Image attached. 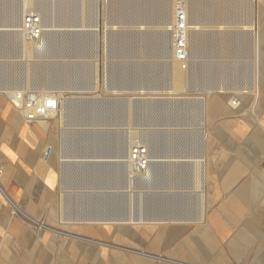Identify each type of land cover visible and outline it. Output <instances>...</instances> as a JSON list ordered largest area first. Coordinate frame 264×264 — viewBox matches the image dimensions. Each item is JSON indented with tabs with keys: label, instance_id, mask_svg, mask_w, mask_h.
I'll use <instances>...</instances> for the list:
<instances>
[{
	"label": "rangeland",
	"instance_id": "1",
	"mask_svg": "<svg viewBox=\"0 0 264 264\" xmlns=\"http://www.w3.org/2000/svg\"><path fill=\"white\" fill-rule=\"evenodd\" d=\"M161 1H98L96 87L90 82L91 64L87 63L92 59L89 38L69 36L58 38L51 48L46 43L40 50L34 47L33 57L29 60L38 61V64L32 65L29 62L31 85L28 89L61 92L65 97L93 98L89 109L90 112H98L99 117L94 118L93 114V119H76L73 114L85 105L74 102L69 128H120L126 131L125 136L128 137V128L134 131L156 127L153 124L159 121L151 118L145 120L138 115L145 103L139 99H152L161 95L166 97L165 94L171 91L168 69L157 62L156 65L144 63L146 58L159 61L162 57L154 46L150 47L137 32L134 33L133 28L146 22L156 25ZM173 1L176 6L178 2L182 4L183 0ZM247 4L248 0H224L218 22L230 27L241 26L249 17ZM256 4L258 15L254 26L260 34L255 73L257 83L252 77L255 54L249 36L230 33L232 36L228 34V38H224L226 42L222 37L202 38L198 58L203 63V69L195 89H190L192 87L189 85L184 91L172 92L178 98H201L205 97L201 95L202 91L212 93L218 86H223L230 93H235L240 87H247V93L239 98L235 94L230 97L233 106L234 102L241 103L243 111L239 113L240 108L226 110L225 103L220 100L221 95L214 93L206 96V107L201 119L197 103L163 106L175 114L179 113L182 117L180 123L196 129L180 140V144L187 150L186 155L203 154L206 171L204 187H199V172L195 165L182 167L178 171L162 169L159 173L160 182L148 195L132 194L134 197H131L123 191L115 195L101 193L93 198V202L84 196H77L74 201L66 204L61 194L58 210L53 217L48 218L33 215L35 206L31 202L20 205L18 195L13 197L7 193L4 170L0 167V264H94L87 254L98 248L100 264H264V0H256ZM204 5L209 7V4ZM6 7L0 1V20ZM72 7V10L78 11V3ZM30 9L38 14L39 11L44 13L36 3ZM91 9V3L86 1V22ZM76 15L71 19L54 18L52 27L77 25L79 14ZM110 27L114 29L106 34V29ZM2 54L9 53L4 49ZM11 54L14 60L19 59L15 47ZM48 61L61 64L54 66V63H46ZM74 61L81 63L70 64ZM15 84L20 86L22 83L16 81ZM203 86L204 90L198 89ZM253 86L259 94L255 100L252 96ZM11 109L4 93L0 92V143L4 136L8 139L15 132L13 129L2 130L6 122L11 124L6 117ZM51 125L54 130L48 133L54 136L57 163L64 154L72 153L65 152V146L77 154L81 153L78 147L81 141L73 136L62 135L61 127L53 122ZM92 137L91 147H94L97 139L101 140L103 136ZM132 140V144H145L141 142L145 140L141 134L132 137ZM44 144L48 142L45 140ZM50 146V155L53 157L54 147ZM66 169L72 170L70 183L82 188L97 186L99 190L109 188L116 192L126 186L122 172L116 171L111 165L98 167L85 164L71 166L70 169L67 166ZM13 176L14 180L19 177L17 181L26 184L27 177L19 176L15 171ZM9 178L12 180V177ZM248 182L250 190L244 188ZM200 193L204 196L201 218V208L197 201ZM5 197L16 203L31 221L12 215ZM41 205L44 208L45 204ZM42 208L37 212L43 213ZM238 209H242L240 214L237 213ZM91 212L115 216L132 212L142 218L172 217L175 220L99 225L62 223V218L87 216ZM96 229L105 235H99V238L90 236ZM112 232L114 236L106 235ZM80 244H84L85 248L82 249ZM72 250H81L82 256L76 260L70 258L68 253Z\"/></svg>",
	"mask_w": 264,
	"mask_h": 264
},
{
	"label": "bare ground",
	"instance_id": "2",
	"mask_svg": "<svg viewBox=\"0 0 264 264\" xmlns=\"http://www.w3.org/2000/svg\"><path fill=\"white\" fill-rule=\"evenodd\" d=\"M0 1L2 5L7 6L0 20V92L1 93L14 94L17 91H20L21 89H28L30 87L29 62L31 61L32 65L38 64V61L33 62L32 59L29 60L30 57H33L32 51L34 47L37 50H40L46 43L47 46L51 48L52 46H54L53 44H55L58 38L59 39L60 37L68 38L69 36H86L89 38L91 43L92 59L89 60L87 63L91 64L90 82H92V84H94L96 87L98 82V40H99V2L98 1L99 0H17V1L0 0ZM86 1L90 2L92 7L91 14L87 19L88 23L86 22V20H84ZM223 1L224 0L181 1L182 5H184L186 8L190 22V28L187 31V41H186L187 51H188V60L186 63V67H182L181 63L176 61L175 58L173 57L172 48H171V37L168 34V30L174 23L175 3L173 0H162L160 2L156 25L154 24L149 25L146 24L147 23L146 22L143 24H139L133 28V32L134 33L137 32L138 36L141 37L146 44H149L150 47L154 46L157 49L160 57H162L159 61L146 58V60H144V63L145 64L149 63L153 65L160 64V66H163L165 69L166 68L168 69V75H169L168 80L170 82L169 84L171 91L165 94L166 97L161 95V97H156L152 99L151 98L139 99L140 101L142 102L144 101L145 103L143 105L144 108L141 109L142 111L139 109V111L141 112L140 113L138 112L139 113L138 115L143 116V119L145 120H149L151 118L152 120L154 119L159 121V123L153 124L156 127L142 128L141 130L137 129L139 131L137 130L132 131V129L128 128L127 129L128 130L127 133L129 134L128 137L125 136L126 131L120 128L112 129L110 127L111 128L110 129V128L100 127L99 129H97V128H88L83 126L82 127L76 126L75 128H69L68 127L70 125L69 118L72 117V109H73L72 103L74 102H78L82 106L85 105L83 108L81 107L78 113L73 114L76 119L82 120L85 119L86 117H88V119H93V114L95 115L94 118L99 117L98 112H90L89 109V106H91V103L94 101V99L87 98L84 96L83 97L81 96L79 98L65 97L61 92L54 93L55 97L59 102L58 109L50 113L47 119H43L34 123H37L39 127H42L44 130H47L51 126V122H53V124H56L59 127H61L62 135L73 136V138H76L79 141H81L80 145H78L81 151V153L79 152L80 154L75 153L74 150H72V148L70 147L68 148V146H65L66 149L64 147L65 152L68 151L72 152L70 153L71 155L64 154L62 156L63 164L66 163V167L69 166L70 169L71 166L72 167L80 166V165L84 166L85 164H89V165L95 164L98 167L104 166L106 164L111 165L116 171L119 170L120 172H122V176L125 179L124 181L126 183L125 189L123 190L119 189L116 192L115 190H112L113 191V192L111 191L112 195L121 194L122 191L126 192V194H128L131 197H134L132 196V194L148 195L151 189L155 190L157 187L155 185L160 182L159 173L162 171V169H167L169 171L174 169L178 171L182 167L185 166L189 167L192 165H195L197 171L199 172L198 173L200 180L199 187L200 188L204 187V183L206 181V171L204 164L205 159L203 157V154L199 153L196 155L195 154L186 155L185 151L187 150L184 147L182 148L180 144L181 142L180 140H182L185 136H187V134L191 135L193 132H195L196 129H193L187 124L180 123V119L182 118L180 114L179 113L175 114L170 110L164 109L163 106H165L166 104L186 105L190 102H194V104L197 103L198 104V106L196 105L197 112L199 113L200 115L199 118L201 119L203 116V110L206 107V96L208 97L212 93H214V94H219V96L221 95L220 100H222L225 103L224 108L226 110L231 111L232 109L240 108L238 112L240 113L243 111V107H240L241 103L237 104L234 102V106H233L232 98L230 97L231 94H235L239 98L242 94L247 93V90H249L247 89V87L246 88L240 87L237 89V91H235V93H230L229 91H226L225 90L226 88H224L223 86H218L216 87V90H213L212 93L210 91L207 92L202 91L201 95H204L205 97H201V98H186V97L178 98L173 95L174 93H172L174 91H184L190 86L192 87L190 89H195L194 87L197 85V81L203 69V65H202L203 63L198 58L201 51L200 46L202 44V38L205 36H213L214 38L222 37V39L224 40V38H226L227 35L230 33H236L238 35H247V37L249 36L250 38L249 41H251L253 45L254 54H255L254 61L252 60L254 65L252 71L253 72L252 77L254 82L257 83L255 80V73H256L257 49L259 46L258 41L260 34H259V30H256L254 26L256 23V17L258 15L256 0H248L247 8H249L248 10L250 12L248 20L246 19L247 21L242 22L241 26L237 28L230 27L228 25H222L224 23L221 24V22H218L219 19L221 18L220 10ZM33 3L38 4L39 7H41L44 11V13L39 11V14L42 17V34L40 39H38L37 41H30L24 39L22 37L21 29H20L22 17L27 12L31 11L30 7ZM74 3L76 4L78 3L79 6L78 11H74L71 9L73 8L72 5ZM205 3L209 4L208 8L204 5ZM76 14H79L78 16L79 24L66 25V27H52L53 26L52 22L54 21V18L65 17L66 19H71L74 17V15L77 16ZM113 29L114 27L107 28L106 34L110 33V30ZM226 40L224 41L226 42ZM14 47L19 52V54L17 55V57H19L18 60L17 59L14 60L12 58L13 54L11 53ZM4 49H7V53L9 54L7 55L2 54L4 53ZM46 63L48 64L54 63V66L61 64V62L49 63V61ZM80 63L81 62L74 61L73 63L70 64H80ZM16 81H19L22 84L20 86H16L15 84ZM45 84H47V82ZM3 89L4 91H2ZM198 89L204 90V86L198 87ZM38 92L44 95L48 93H53V92H47V90L45 91L44 89H39ZM257 94L258 92L256 91L255 86H253L252 96L254 100L259 95ZM6 117L8 121L11 122L12 125L14 126H20L22 123H25L22 115L14 109H11L6 114ZM138 134L144 136L145 140H142L141 142L145 143L143 145H146L148 149V160L147 163L143 165V167H137L134 163L132 162L129 163L127 160V154L133 145L132 143H134L132 137L135 136L137 137ZM95 135H99L103 137L101 138V140L97 139V141L95 142L96 145L94 147H91V140L94 139L92 136ZM168 137L174 139L169 140ZM93 149L96 154L93 153ZM100 151H102V154L100 153ZM70 171L72 170L70 169ZM208 176L209 175H207V177ZM73 188L72 189L77 192L79 191L77 189L82 188V186H77L74 184ZM135 188L138 189L135 190ZM86 194L87 193H85V195ZM77 196L78 195H76V197ZM203 200H204L203 194L202 193L198 194L197 201L200 205V208L203 205L202 204ZM202 208L200 209L199 218L202 217V213H203ZM171 220H175V219L172 217L142 218L137 215H134V213L132 214V212H128V214L122 216L91 212L90 214H87V216L82 215L79 217H66V219L62 218V223L74 224L77 222H81V223L83 222V223L99 225V224H133V223H142V222H151V221L157 223V221L168 222ZM84 246H85L84 244L81 245V247Z\"/></svg>",
	"mask_w": 264,
	"mask_h": 264
},
{
	"label": "crops",
	"instance_id": "3",
	"mask_svg": "<svg viewBox=\"0 0 264 264\" xmlns=\"http://www.w3.org/2000/svg\"><path fill=\"white\" fill-rule=\"evenodd\" d=\"M9 129H13L15 132L8 139L7 136L6 138L4 136L0 143V167L4 170L5 174V189L13 197L18 195L20 205L31 202L35 206L32 210L33 213L35 212L34 214L32 213L33 215H42L48 218L53 217L61 202V194L63 197L62 200L66 204L74 201L73 199L76 195H84L85 198L91 199L93 202V198L102 192L105 195L112 194L109 188L99 190L97 186L83 187L80 188L81 190L77 189L79 190L77 192L74 191L75 189L70 183V179L72 178L71 171L66 169V163L63 164L62 157L58 160V163L56 161L57 158H55V146L53 143L54 136L48 133L49 130H54L52 125L47 130H44L37 123L28 124L25 122L20 126H14L12 123L8 124L6 122L2 130ZM45 140L48 142L46 145L44 144ZM49 144L54 147V155L53 157L50 155V158L46 160L44 158V148ZM14 171L19 176L27 177L26 184H22L19 180L17 181L19 177L14 180ZM9 177H12L14 181L12 182ZM244 185V188L246 187L247 190H250V182ZM85 193L87 194L85 195ZM216 193L217 191L214 192V194ZM41 203L45 204L44 208H42ZM41 208L43 209V213L42 211L37 212ZM241 212L242 209H238L237 213L240 214ZM99 235L104 236L105 234L99 232L97 229L90 234L94 238H99ZM106 235L108 237L114 236L113 232L110 234L107 233ZM68 239L66 238L65 240L70 242ZM81 248L83 249L85 247ZM80 251L72 250L69 251L68 255L70 258L76 260L82 256ZM87 255L92 263H101L99 248Z\"/></svg>",
	"mask_w": 264,
	"mask_h": 264
},
{
	"label": "built area",
	"instance_id": "4",
	"mask_svg": "<svg viewBox=\"0 0 264 264\" xmlns=\"http://www.w3.org/2000/svg\"><path fill=\"white\" fill-rule=\"evenodd\" d=\"M190 28L189 16L184 5L179 2L175 6L174 23L168 30L171 37V48L173 57L180 62L182 67H186L188 60L187 51V31ZM21 34L24 39L37 41L42 34V17L36 12H27L22 17ZM4 96L10 107L18 111L24 122L34 123L47 119L53 111H56L59 102L54 93L46 95L31 89H21L14 94L4 93ZM52 148L47 145L44 148V158H50ZM128 162L134 163L137 167H143L148 160V149L146 145L135 143L127 154ZM8 208L12 215L31 221L30 217L11 199L5 197ZM42 224V223H41Z\"/></svg>",
	"mask_w": 264,
	"mask_h": 264
},
{
	"label": "water",
	"instance_id": "5",
	"mask_svg": "<svg viewBox=\"0 0 264 264\" xmlns=\"http://www.w3.org/2000/svg\"><path fill=\"white\" fill-rule=\"evenodd\" d=\"M135 102V101H134Z\"/></svg>",
	"mask_w": 264,
	"mask_h": 264
}]
</instances>
